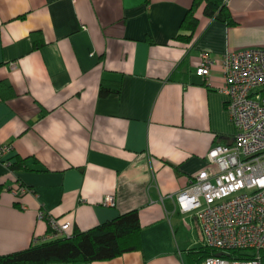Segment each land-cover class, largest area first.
I'll list each match as a JSON object with an SVG mask.
<instances>
[{
    "label": "crops",
    "instance_id": "obj_1",
    "mask_svg": "<svg viewBox=\"0 0 264 264\" xmlns=\"http://www.w3.org/2000/svg\"><path fill=\"white\" fill-rule=\"evenodd\" d=\"M192 2L0 0V147L23 162L0 164V257L47 232L39 211L68 223L69 235L138 213V250L51 264H188L203 248L174 197L212 146L232 143L220 62L264 48V0H226L232 25L202 4L190 32L181 24ZM203 53L215 61L206 80L195 74ZM101 84L119 90L100 97ZM18 186L27 191L13 194Z\"/></svg>",
    "mask_w": 264,
    "mask_h": 264
},
{
    "label": "built area",
    "instance_id": "obj_2",
    "mask_svg": "<svg viewBox=\"0 0 264 264\" xmlns=\"http://www.w3.org/2000/svg\"><path fill=\"white\" fill-rule=\"evenodd\" d=\"M214 64L208 54H201L195 74L206 80ZM220 65L234 127L232 143L212 146L207 166L174 200L180 212L197 220L203 247L215 251L200 264H264V48L227 51ZM10 150L9 145L0 147V164L9 170L11 163L4 156ZM26 191L23 186L11 189L13 194ZM102 204L114 206V198L106 196ZM37 217L47 222L48 230L34 237L32 245L71 236L68 223L44 211Z\"/></svg>",
    "mask_w": 264,
    "mask_h": 264
},
{
    "label": "trees",
    "instance_id": "obj_3",
    "mask_svg": "<svg viewBox=\"0 0 264 264\" xmlns=\"http://www.w3.org/2000/svg\"><path fill=\"white\" fill-rule=\"evenodd\" d=\"M226 0H193L188 9L181 29L193 32L196 26L194 11L203 7L204 16L232 25L233 19L226 6ZM191 36L178 35L176 39L189 40ZM38 47V46H37ZM119 87L111 88L101 84L99 96L106 97L117 93ZM23 167V162L18 160L10 165V170ZM140 225L136 210L121 214L116 218L106 221L84 232H75L70 237L31 245L29 248L10 255L1 256L0 264H51V263H91L113 260L125 253L139 249ZM215 251L200 248L188 252V264H200ZM264 260V251L261 252Z\"/></svg>",
    "mask_w": 264,
    "mask_h": 264
},
{
    "label": "water",
    "instance_id": "obj_4",
    "mask_svg": "<svg viewBox=\"0 0 264 264\" xmlns=\"http://www.w3.org/2000/svg\"><path fill=\"white\" fill-rule=\"evenodd\" d=\"M217 256H220V254H217Z\"/></svg>",
    "mask_w": 264,
    "mask_h": 264
}]
</instances>
